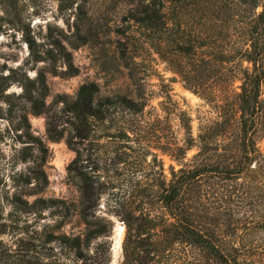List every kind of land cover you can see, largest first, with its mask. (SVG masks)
Wrapping results in <instances>:
<instances>
[{"label": "rangeland", "instance_id": "1", "mask_svg": "<svg viewBox=\"0 0 264 264\" xmlns=\"http://www.w3.org/2000/svg\"><path fill=\"white\" fill-rule=\"evenodd\" d=\"M129 8L127 0H0V77L10 75L12 70L25 73L30 79L43 74L47 89L44 102L50 114L61 105L56 102L58 96L72 97L78 87L88 81L98 84L101 95L126 94L143 103L137 115L113 113L97 127V174L99 182L105 186L97 213L111 221L109 264L121 263L125 233L123 213L111 211L112 206L156 216L164 212L158 199L160 184H167L173 172L200 163L209 168L216 165L220 171L237 164L235 155L231 154L235 146L234 133H237L233 120L227 136L210 141L216 150L197 157L198 149L192 147L186 150L183 159L177 158L174 152L177 147L186 145L189 136L196 138L207 126L220 121L221 109L217 105L221 103L215 99L221 100L225 90L238 91L236 79L228 82V78L233 79L232 72L223 75L226 82L215 85L219 80L213 82L211 76L207 77L209 66L204 62L211 48L212 51L232 50L231 45L237 39L233 25L227 29L215 22L220 27L213 29L207 20L197 25L203 14L187 7L183 12L182 35L189 39L203 38L208 44L194 56H180L177 62L181 65L173 63L171 66L155 50L158 45L136 24L125 19ZM77 28L87 37V42L75 48ZM20 29L31 35L45 59L32 62ZM159 42V49L167 51L166 41ZM121 45L125 60L120 57ZM59 46L70 54L69 64L59 55L52 58L46 55V52L55 54ZM169 54L165 53L168 57ZM228 67L226 64L225 68ZM3 83L6 82L3 80ZM20 94L19 82H12L0 101V216L13 227V233L4 236L13 246L18 236H25V226L28 225V230L32 226L41 228L54 221L48 216L50 211H45V219L39 220L40 211L25 210L24 202L30 205L36 198L69 202L79 199L78 179L68 172V165L75 156L65 141L70 137V129H63L60 141L47 140L46 116L31 114ZM7 100L9 104L4 102ZM22 116L31 134L46 144L49 151L41 167L45 181L32 180L28 185L22 182V176L31 173L36 159L20 161L21 149L28 143H21L15 136L22 129L16 132L13 128L20 124ZM104 127H107L108 137L101 135ZM120 128L125 136L118 134ZM255 141L264 155V133L259 132ZM220 171L200 177L195 184L199 199L194 205L234 229V234L228 233L227 238L238 247L241 264H264L263 172L257 162L226 179ZM210 215L209 219L205 217L206 222H213ZM118 226L122 227V233ZM65 230L73 234L83 232L84 224L74 219ZM117 235H122V239L115 247ZM175 249V254L180 256L172 264L182 263L180 257L190 254L188 246L176 245Z\"/></svg>", "mask_w": 264, "mask_h": 264}, {"label": "trees", "instance_id": "2", "mask_svg": "<svg viewBox=\"0 0 264 264\" xmlns=\"http://www.w3.org/2000/svg\"><path fill=\"white\" fill-rule=\"evenodd\" d=\"M127 1L130 8L125 19L136 24L154 45H158L155 50L171 66H174L173 63L181 65L177 62L180 56H194L198 49L208 44L203 38L189 39L182 35L183 12L187 7L192 12L203 14L197 20V25L206 20L213 29L215 26L220 27L215 25V22L222 23L227 29L233 25L237 39L231 45L232 50L228 52L216 48V51H212L211 48L209 58L204 62L209 66L207 77L211 76L213 82L219 80L215 85L226 82L227 79L223 75L232 72L233 79L228 78V82H234L236 79L239 82L238 91L225 90L221 100L215 99L221 103L220 106L217 105L221 109L220 121L207 126L196 138L189 136L186 145L177 147L174 152L177 158L183 159L186 150L192 147H197V157L216 150L210 141L219 136H227V130L232 129L230 127L233 120L236 122L237 133H234L235 146L231 154L235 155L237 164L220 171L216 165L209 168L200 163L181 167L177 172H173L167 184H160L158 199L164 212L156 216H151L149 212L135 214L132 209H124V206H112L111 211L123 213L125 233L121 244L120 264H172L177 262V256H180L175 254L176 245L183 248L188 246L190 249L189 255L180 257L182 263L179 264H241L238 247L227 238L228 233L234 234V229H230L226 223L214 220V216L207 214V210L203 212L197 209L194 204L199 199V192H196L195 184L208 172L220 171L221 176L226 179L233 174L242 173L253 162L258 163L264 178V155L257 149L255 141L259 132L264 133V0ZM164 9L167 13H164ZM234 17L236 20H233ZM20 31L32 62L37 63L45 59L31 35L23 29ZM212 34H209V37ZM75 36L77 40L73 47L87 42V37L80 33L78 28ZM215 38L216 35L213 39ZM160 40L168 44L167 51L159 49ZM119 48L120 57L125 60L122 45ZM165 53H170L171 56L168 57ZM46 55L50 58L59 55L68 64L70 62V54L63 46H59L55 54L46 52ZM226 64L228 68H225ZM126 66L128 67L127 64ZM11 72L10 75L0 77V101L6 88L12 82L18 81L21 87L19 96L28 104L31 114L45 115L47 118V140L60 141L64 135L63 129H70V137L65 141L75 152V156L68 165V172L78 179L79 199L77 202H69L36 198L30 205L24 202L25 210L30 208L32 211H40L37 216L39 220H44V212L50 211L48 216L54 221L53 224L46 223L41 228L32 226L28 230V225L25 226V236H18L14 240L15 246L5 241L4 236L14 230L11 224L2 221L0 216V264H109L111 221L97 213L102 189L105 188L104 184L99 182L97 174V127L105 123L113 113L122 116L137 115L142 110L143 103L126 94L101 95L98 84L88 81L81 84L72 97L58 96L56 102L61 105L50 114L44 102L47 90L45 76L39 73L34 79H30L25 73L19 74L16 70ZM235 74L238 75L237 78ZM3 80L6 83H3ZM4 102L9 104L8 100ZM59 126H62V129H59ZM19 129L22 131L16 133V138L21 143H28L21 149L20 161L25 162L31 157L36 159L35 167L30 174L22 176V182L28 185L32 180L45 181L41 167L48 157V148L31 134L28 122L23 116L20 124L13 128L16 132ZM103 131L101 135L108 137L107 127H104ZM118 134L126 135L121 128L118 129ZM209 215L213 222L204 220L205 217L209 219ZM74 219L76 223L84 224L83 232L73 234L65 230L66 225L71 224Z\"/></svg>", "mask_w": 264, "mask_h": 264}, {"label": "bare ground", "instance_id": "3", "mask_svg": "<svg viewBox=\"0 0 264 264\" xmlns=\"http://www.w3.org/2000/svg\"><path fill=\"white\" fill-rule=\"evenodd\" d=\"M118 231L121 232V233L123 232V229H122L121 226H118ZM121 239H122V235L121 236H118L117 235L116 240H115V247L119 244V242L121 241ZM117 249H119V248L117 247Z\"/></svg>", "mask_w": 264, "mask_h": 264}]
</instances>
